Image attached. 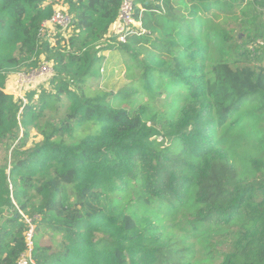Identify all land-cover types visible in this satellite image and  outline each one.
Instances as JSON below:
<instances>
[{
    "label": "trees",
    "instance_id": "trees-1",
    "mask_svg": "<svg viewBox=\"0 0 264 264\" xmlns=\"http://www.w3.org/2000/svg\"><path fill=\"white\" fill-rule=\"evenodd\" d=\"M121 2L67 0L73 34L50 43L53 4L0 0V264L26 252L25 217L36 264H193L186 232L209 233V264H264V156L242 177L222 140L247 110L264 115V0H136L137 28L105 47ZM108 50L132 80L116 94L91 85L112 68ZM43 62L49 90L25 106L5 92ZM167 83L177 109L151 117L145 99ZM32 132L42 141L27 148ZM186 207L194 218L178 229ZM49 232L59 242L44 245Z\"/></svg>",
    "mask_w": 264,
    "mask_h": 264
},
{
    "label": "rangeland",
    "instance_id": "rangeland-1",
    "mask_svg": "<svg viewBox=\"0 0 264 264\" xmlns=\"http://www.w3.org/2000/svg\"><path fill=\"white\" fill-rule=\"evenodd\" d=\"M55 1L47 0V3L53 4L55 7L64 8L66 1L64 3L58 0ZM66 9H68V7ZM100 48L102 47L100 46ZM100 55L107 58V61L110 62L114 71L111 74L112 68H109V71H106L105 69L103 71V69H101V74H103L104 77L100 80L92 81V87H101L105 90L103 93L115 94L123 89L130 88L129 85L132 83V80L126 77V71L128 69L126 62L128 61V58L121 55V53L116 50L103 51ZM210 75L211 74H209V78ZM14 79L15 77L10 76L8 78V82L10 83ZM11 87L12 84L7 88L6 82V91L9 95L15 93V89ZM44 88L49 90L50 86ZM157 92H160L158 97L152 99L151 101H149L147 98L145 99L147 103L146 107L148 108L150 116L153 117L156 114H158L160 117H168L169 115L171 116L177 106L175 97L179 95L172 90L168 83L162 85L161 88H158ZM124 107H126V105ZM243 116L247 118L245 123H240L235 128H231V125L229 124L225 130L223 129L222 140L223 144L232 157V162L236 164L240 175L242 177L252 179L253 177H256V172L252 167V162L262 159L264 156V115L258 112L255 108H251L247 110ZM41 141L42 137H40L36 132H32L27 148H33L35 144ZM0 151V158L3 160L5 147H1ZM128 204V213L141 222L142 211L136 204V199L133 197V199ZM166 212L163 211L162 213L165 215ZM193 212L194 209L191 207H186V209L181 210L180 213L175 212L172 218L174 219V222L178 224L180 223L178 225V229L182 228L186 230L189 228L188 225H184V221L193 220ZM25 219L27 223L28 221H31V219L27 217H25ZM164 224L168 225V221H165ZM186 233V235H183V233L180 234V236L193 248V264H209L211 259L209 256H206V253L209 251L207 245L211 241V238L208 236L209 233ZM210 233L213 234L212 232ZM59 240L60 236L54 237L52 233L49 232L44 236V245L49 246L51 243L50 241L59 242Z\"/></svg>",
    "mask_w": 264,
    "mask_h": 264
},
{
    "label": "built area",
    "instance_id": "built-area-1",
    "mask_svg": "<svg viewBox=\"0 0 264 264\" xmlns=\"http://www.w3.org/2000/svg\"><path fill=\"white\" fill-rule=\"evenodd\" d=\"M58 1L64 3L67 0ZM135 1L136 0H122L118 18L109 30L107 41L103 42L102 45L105 47L109 46L110 38H115L120 44L126 43L127 35L133 32V28H137V23L134 19ZM66 8V4L64 8L54 6L53 16L42 25V35L44 34L50 43H55L54 37L58 32L63 33V35L68 38L73 34V17L68 13V9ZM54 75L55 71L53 64L50 62H43L40 68L35 71L29 73L19 72L15 74V79L7 85L10 86L12 84L11 88L15 89V93H12L11 96L16 98V100L22 101L25 106L27 104L26 94L33 90H39L41 87L49 86ZM5 92L7 93L6 89ZM28 224L29 229L25 234L27 250L22 254L18 264H36L32 256L35 248V226L32 221H28Z\"/></svg>",
    "mask_w": 264,
    "mask_h": 264
},
{
    "label": "crops",
    "instance_id": "crops-1",
    "mask_svg": "<svg viewBox=\"0 0 264 264\" xmlns=\"http://www.w3.org/2000/svg\"><path fill=\"white\" fill-rule=\"evenodd\" d=\"M11 77H14V75L13 76H11ZM9 82H8V80H7V84H8ZM7 88H8V85H7Z\"/></svg>",
    "mask_w": 264,
    "mask_h": 264
}]
</instances>
